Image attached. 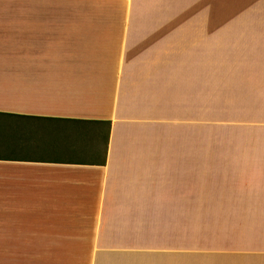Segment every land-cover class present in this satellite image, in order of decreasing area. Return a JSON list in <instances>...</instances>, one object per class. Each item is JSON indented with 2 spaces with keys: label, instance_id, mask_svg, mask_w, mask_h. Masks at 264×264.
<instances>
[{
  "label": "crops",
  "instance_id": "obj_1",
  "mask_svg": "<svg viewBox=\"0 0 264 264\" xmlns=\"http://www.w3.org/2000/svg\"><path fill=\"white\" fill-rule=\"evenodd\" d=\"M226 42L233 126L264 143V0H0V257L171 264L124 242L191 230L209 160L192 97L207 126L209 51ZM229 156L257 194L231 202L264 210V152Z\"/></svg>",
  "mask_w": 264,
  "mask_h": 264
},
{
  "label": "rangeland",
  "instance_id": "obj_2",
  "mask_svg": "<svg viewBox=\"0 0 264 264\" xmlns=\"http://www.w3.org/2000/svg\"><path fill=\"white\" fill-rule=\"evenodd\" d=\"M226 9L231 13V2L226 1ZM229 19L231 16H227L226 20ZM208 60L207 126L200 117L199 98L192 97V152L209 156L203 172L194 161L192 228L187 227L186 233L173 232L172 224H168L161 228L164 231L151 235L160 239L124 243L131 247L169 249L175 254L168 258L171 264L257 263L256 250L264 249V210L242 208V199L231 202L234 195L246 194L253 200L257 194L235 186L238 182L232 172V160L227 158L235 152H264V143L257 133L243 128V121L241 127L233 126L231 42L219 48L210 47ZM89 260L0 257V264H89Z\"/></svg>",
  "mask_w": 264,
  "mask_h": 264
}]
</instances>
